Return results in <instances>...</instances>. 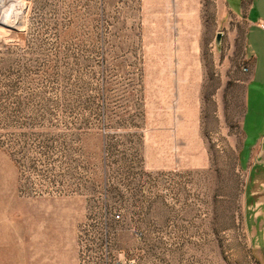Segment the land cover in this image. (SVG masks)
Masks as SVG:
<instances>
[{"label": "rangeland", "instance_id": "1", "mask_svg": "<svg viewBox=\"0 0 264 264\" xmlns=\"http://www.w3.org/2000/svg\"><path fill=\"white\" fill-rule=\"evenodd\" d=\"M245 29L226 0H0V264H264Z\"/></svg>", "mask_w": 264, "mask_h": 264}, {"label": "crops", "instance_id": "2", "mask_svg": "<svg viewBox=\"0 0 264 264\" xmlns=\"http://www.w3.org/2000/svg\"><path fill=\"white\" fill-rule=\"evenodd\" d=\"M229 9L246 22L244 63L246 72L243 153L249 160L248 208L252 210L255 238L264 263V0H226ZM261 129V130H260ZM253 226V225H252ZM260 234L262 236L260 237Z\"/></svg>", "mask_w": 264, "mask_h": 264}, {"label": "built area", "instance_id": "3", "mask_svg": "<svg viewBox=\"0 0 264 264\" xmlns=\"http://www.w3.org/2000/svg\"><path fill=\"white\" fill-rule=\"evenodd\" d=\"M262 26H263V28H264V23H263ZM243 69H244L245 71H248V70H249V66L246 65V64L244 63V67H243ZM116 217H117V218H120V217H121V214H120V213H117V214H116ZM126 264H135V262L132 261V260H129V261L126 262Z\"/></svg>", "mask_w": 264, "mask_h": 264}, {"label": "bare ground", "instance_id": "4", "mask_svg": "<svg viewBox=\"0 0 264 264\" xmlns=\"http://www.w3.org/2000/svg\"><path fill=\"white\" fill-rule=\"evenodd\" d=\"M19 3V2H18ZM19 7V6H18ZM11 17V16H10ZM16 19H17V15L15 16L14 20H13V23L16 22Z\"/></svg>", "mask_w": 264, "mask_h": 264}]
</instances>
